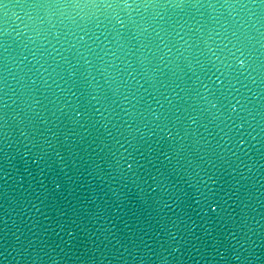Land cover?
Wrapping results in <instances>:
<instances>
[{
  "label": "water",
  "instance_id": "1",
  "mask_svg": "<svg viewBox=\"0 0 264 264\" xmlns=\"http://www.w3.org/2000/svg\"><path fill=\"white\" fill-rule=\"evenodd\" d=\"M0 264H264V0H0Z\"/></svg>",
  "mask_w": 264,
  "mask_h": 264
}]
</instances>
